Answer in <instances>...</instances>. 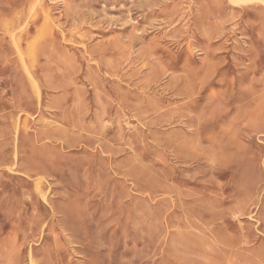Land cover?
I'll list each match as a JSON object with an SVG mask.
<instances>
[{
	"label": "rangeland",
	"instance_id": "rangeland-1",
	"mask_svg": "<svg viewBox=\"0 0 264 264\" xmlns=\"http://www.w3.org/2000/svg\"><path fill=\"white\" fill-rule=\"evenodd\" d=\"M0 264H264V0H0Z\"/></svg>",
	"mask_w": 264,
	"mask_h": 264
},
{
	"label": "bare ground",
	"instance_id": "bare-ground-1",
	"mask_svg": "<svg viewBox=\"0 0 264 264\" xmlns=\"http://www.w3.org/2000/svg\"><path fill=\"white\" fill-rule=\"evenodd\" d=\"M51 1H53V0H50V2H51ZM153 2H154V1H153ZM40 3H41V2H40ZM35 5H37V4H35ZM35 8H36V7H35ZM93 9H94V8H93ZM36 11H37V10H36ZM35 13H36V12H35ZM30 15H31V14H30ZM45 16H46V15H45ZM55 16H56V15H55ZM48 19H49V18H48ZM44 20H46V19H44ZM15 46H16V45H15ZM17 46H18V45H17ZM18 52H20V50H18ZM23 58H24V57H23ZM24 62H25V61H24ZM25 66H26V65H25ZM31 77H32V76H31ZM34 80H35V79L33 78V81H34ZM36 82H37V81H36ZM33 86H34V88H35L36 86L38 87V84L34 82ZM37 87H36V88H37ZM38 89H39V88H37V92H38ZM39 94H40V93H39ZM39 99H40V98H39ZM39 104H40V102H39ZM39 106H40V105H39ZM45 179H46V178H45ZM38 186H39V185H38ZM38 189H39V187H38ZM47 193H48V192H47ZM44 197H45V196H44ZM44 197H43V198H44ZM30 250H31V249H30ZM34 261H35V260H34ZM31 262H32V261H31Z\"/></svg>",
	"mask_w": 264,
	"mask_h": 264
}]
</instances>
